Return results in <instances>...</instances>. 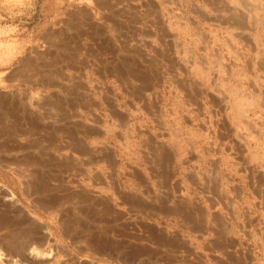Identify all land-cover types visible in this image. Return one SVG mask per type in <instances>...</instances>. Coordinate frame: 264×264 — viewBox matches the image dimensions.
I'll return each instance as SVG.
<instances>
[{
    "label": "crops",
    "instance_id": "obj_1",
    "mask_svg": "<svg viewBox=\"0 0 264 264\" xmlns=\"http://www.w3.org/2000/svg\"><path fill=\"white\" fill-rule=\"evenodd\" d=\"M255 1L264 18L263 0ZM128 16L111 11L98 27H78L69 42L75 33L83 41L72 46L17 41L11 28L2 32L0 248L18 230L30 241L95 243L96 249L113 251L121 264H263L248 248L250 239L236 233L228 209L189 200L199 185L176 179L192 178L191 173H151L144 167L141 173L123 172V163L155 160V146H163L170 160L165 146L172 145L176 159L184 160L196 136L185 124L167 123L160 128L168 131L160 134L158 125L132 120L147 107L152 91L161 93L163 103L172 95L175 111L187 102L168 82L185 79L188 42L187 29L176 21L146 33L147 42L140 43L137 20H116ZM205 22L204 49H219L216 23ZM190 61L195 80L206 84L212 67L226 64ZM241 95L252 97L237 90L229 96ZM176 129H186V136L173 134ZM259 155L253 150L251 162ZM155 240L163 249L151 245ZM122 241L150 244L128 252L114 245Z\"/></svg>",
    "mask_w": 264,
    "mask_h": 264
},
{
    "label": "rangeland",
    "instance_id": "obj_2",
    "mask_svg": "<svg viewBox=\"0 0 264 264\" xmlns=\"http://www.w3.org/2000/svg\"><path fill=\"white\" fill-rule=\"evenodd\" d=\"M257 4L255 0H0V38L2 32L11 28L10 37L17 41L24 38L28 43L66 44L78 27H98L115 11L129 15L116 19L123 24L138 21L140 43H146V33L180 21L187 29V72L184 80L176 78L177 81L172 79L168 83L169 90L177 87L185 93L187 102L184 99L186 103L175 111L172 95L163 103L161 93L152 91L145 98L147 107L141 113L132 114V120L154 123L160 134L168 131L160 128L167 127V123L173 127L185 124L195 128L192 132H196V136L187 147L184 145V160L176 159L175 151L176 154L178 151L172 145L171 149L165 146L170 160L163 154V146H155V160L133 162L131 167L123 163V172L139 170L141 173L144 167L151 173H167L168 170L191 173L192 178L176 179L191 180L199 185L195 192L192 190L189 200L213 206L215 211L228 209L229 216L234 218L236 233L250 239V243H246L248 248L264 264V254L259 253L264 250V18ZM256 10H260L257 15ZM205 20L216 23L214 27L220 32L219 49H204V44L209 42ZM73 38L70 46L72 41L75 45L82 44L83 40L76 33ZM194 57L204 61L217 59L226 64L218 65L219 68L213 66V79L211 84H206L196 81L190 69V60ZM232 90L240 94L250 92L252 97H230ZM123 118L127 121L129 115L124 114ZM172 133L182 139L186 129ZM253 150L258 151L260 157L251 162ZM223 157L230 159L223 161ZM116 244L130 252L144 251L150 243L122 241ZM151 245L157 250L163 249L162 241L155 240ZM237 245L240 243L236 241L235 248ZM95 247V243L38 237L30 241L29 235L15 230L11 232L9 243L0 248V264H121L113 251Z\"/></svg>",
    "mask_w": 264,
    "mask_h": 264
}]
</instances>
